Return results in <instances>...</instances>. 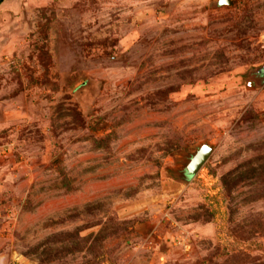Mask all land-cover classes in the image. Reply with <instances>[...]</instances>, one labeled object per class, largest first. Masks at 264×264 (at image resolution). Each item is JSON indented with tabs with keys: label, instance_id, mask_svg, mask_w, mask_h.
Segmentation results:
<instances>
[{
	"label": "rangeland",
	"instance_id": "374dc122",
	"mask_svg": "<svg viewBox=\"0 0 264 264\" xmlns=\"http://www.w3.org/2000/svg\"><path fill=\"white\" fill-rule=\"evenodd\" d=\"M219 1L2 3L0 151L46 165L17 216L21 258L264 264V0ZM145 127L157 133L132 141ZM202 144L213 154L188 178ZM76 148L92 158L74 169ZM97 174L105 196L41 209Z\"/></svg>",
	"mask_w": 264,
	"mask_h": 264
},
{
	"label": "crops",
	"instance_id": "0c3cea01",
	"mask_svg": "<svg viewBox=\"0 0 264 264\" xmlns=\"http://www.w3.org/2000/svg\"><path fill=\"white\" fill-rule=\"evenodd\" d=\"M83 87H85V83L77 88L79 90ZM10 117L11 116L8 118ZM93 117L94 116H91L90 119H95ZM149 122L150 121L146 120L143 123ZM150 123L152 124V122ZM95 124L96 120H90L89 126L87 128L91 131L100 130V126L96 127ZM38 127L40 129L44 127V131L46 133L51 131L48 127V122L46 124V119L44 118L41 119ZM1 129L2 121H0V136L3 135L1 134ZM107 130V128H103L106 136L110 134ZM137 133L138 134L132 136V141L148 139L157 133V130L154 127H145L142 130L137 131ZM45 138H47V136H43L44 141L41 142H46L44 145L49 147L50 140ZM9 148L10 151L8 152L7 158H0V264H12L16 259L19 260L20 264H37L33 259L23 257V255L22 258L20 257L19 252L15 249L14 233L16 230L19 231L21 229V222L19 223L17 216H19L20 212L23 211V202L29 199L34 185L38 181L45 178L46 165L39 164L40 162L38 163L35 156L32 155L30 148H25V146H22L20 149L15 147L12 149L10 145ZM76 149L78 152L74 154L75 163L72 166L73 168L74 166L78 167L83 161L90 160L92 158L91 155L82 154L81 151H79V148ZM18 151L21 155L20 157L16 156ZM50 151V148L46 150H42L40 148V151L38 152L41 155H46V158H48ZM142 163L146 165L142 167L143 171L139 172L141 176L145 177L147 175H154L158 173L157 167L155 168L152 165H148L147 161ZM97 176L98 174L92 178ZM81 184L82 183L78 181V189L70 193L72 194L71 198H67V200H65L64 197L57 198L54 203L44 204L41 209L44 211L49 209L59 211L65 209L66 206H69L68 204L71 206H77L80 205L84 200H95L103 197L106 195V192H108L111 181H98V179L95 178L93 181H89L88 184H84L82 188ZM80 191H83L85 195H83V193L81 194ZM81 199L83 201H81ZM12 208L13 212L11 214L9 212L12 210Z\"/></svg>",
	"mask_w": 264,
	"mask_h": 264
},
{
	"label": "water",
	"instance_id": "95a60500",
	"mask_svg": "<svg viewBox=\"0 0 264 264\" xmlns=\"http://www.w3.org/2000/svg\"><path fill=\"white\" fill-rule=\"evenodd\" d=\"M219 5H230V0H224V2L219 1ZM214 148L208 144H202L198 148L196 154L190 159L188 164L185 167V176L190 178L199 173L202 167L209 160L213 154Z\"/></svg>",
	"mask_w": 264,
	"mask_h": 264
},
{
	"label": "trees",
	"instance_id": "16d2710c",
	"mask_svg": "<svg viewBox=\"0 0 264 264\" xmlns=\"http://www.w3.org/2000/svg\"><path fill=\"white\" fill-rule=\"evenodd\" d=\"M4 1H5V0H0V6L2 5V3H3ZM62 178L65 179V180H63V183H64V184H68V183H69V181H68V179H67L65 173H63ZM77 189H78L77 187L74 188V186H72V188L69 189V190H67L66 193H71L72 191H76ZM49 243H51V242H49ZM66 250H68L69 252L71 251V249H68V248H67Z\"/></svg>",
	"mask_w": 264,
	"mask_h": 264
},
{
	"label": "built area",
	"instance_id": "2783aa9c",
	"mask_svg": "<svg viewBox=\"0 0 264 264\" xmlns=\"http://www.w3.org/2000/svg\"><path fill=\"white\" fill-rule=\"evenodd\" d=\"M10 151V148H7V149H3V150H1L0 151V158H7V155H8V152ZM12 264H20L19 263V260L18 259H16L15 260V262L14 263H12Z\"/></svg>",
	"mask_w": 264,
	"mask_h": 264
},
{
	"label": "snow or ice",
	"instance_id": "6c2138e0",
	"mask_svg": "<svg viewBox=\"0 0 264 264\" xmlns=\"http://www.w3.org/2000/svg\"><path fill=\"white\" fill-rule=\"evenodd\" d=\"M221 2H224V0H221Z\"/></svg>",
	"mask_w": 264,
	"mask_h": 264
}]
</instances>
